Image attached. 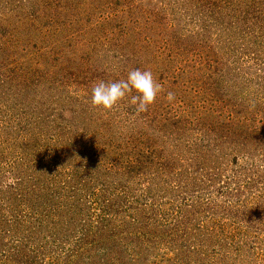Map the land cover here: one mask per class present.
Returning a JSON list of instances; mask_svg holds the SVG:
<instances>
[{
  "label": "rangeland",
  "instance_id": "obj_1",
  "mask_svg": "<svg viewBox=\"0 0 264 264\" xmlns=\"http://www.w3.org/2000/svg\"><path fill=\"white\" fill-rule=\"evenodd\" d=\"M216 3L0 0V183L22 176L0 190V223L71 188L43 227L20 214L2 228L0 264H264V0ZM135 68L163 86L148 111L89 106L96 82ZM77 138L101 160L80 188L52 177L85 167Z\"/></svg>",
  "mask_w": 264,
  "mask_h": 264
},
{
  "label": "trees",
  "instance_id": "obj_2",
  "mask_svg": "<svg viewBox=\"0 0 264 264\" xmlns=\"http://www.w3.org/2000/svg\"><path fill=\"white\" fill-rule=\"evenodd\" d=\"M216 1H214V0H202V1L201 0H197V2H198V5L197 6H198V8H202V9L204 8V11H203V14H204L208 10V8H210L211 6H214V7L216 6V4H217ZM234 7L236 9L238 8L237 5H235ZM26 145H28V144L23 143V147L21 149H20V146L19 145L16 146L20 150V153L22 155H25V156H26V151H25L26 149H28L29 151H32L33 150V147L32 146L27 147ZM89 147L90 146H89L88 143L86 145V142L84 140H82L80 138H77V142L74 145V148L77 150V152H76V154H74L73 162H75L77 159H80L81 160V163L78 164V165H85V167L84 166H81L80 169H79V168H76L74 166H70L68 164V167L69 168H72L73 167L71 169L73 171V173L70 174L69 176H66V177H63L62 175H60V173H56L57 175L54 174L55 176L54 175L52 176L54 178V180H57V182H59L60 185H64L65 183L66 184H70V185H76V184H79L80 185L81 184L80 183V180L82 178V173H84V169L86 168V165H87V168L89 167L87 170L92 172L93 178L97 177L94 173H98V171L100 169L98 167V165L101 164V160L98 159L97 153L95 151H93ZM11 154L14 155V157H12V158L9 157V158L12 160V162L15 161V163H16L17 158L15 157V154L13 152ZM12 162H11V164H12ZM15 163H13V164H15ZM57 163L59 165L58 168H60V170H61L62 169V167H61L62 166V159L59 160ZM93 165H95V166L93 167ZM11 166H13V165H11ZM49 167L55 168V165L52 164V162H50V166ZM11 170L12 171H10V173L8 174V176L14 177L17 182L15 183L14 186L13 185H9L5 189L3 187V184L6 181V179L3 178L5 180H3L4 182L0 183V190L1 191L7 192V191L11 190L12 188H17L18 186H20L21 178H22L21 174L17 171L16 166H14V169L11 168ZM109 174H111V173H109ZM84 186H85V184H84ZM80 187H81V185L79 186V188ZM63 189H66L67 191H64ZM55 191H56L55 189L54 190L53 189L50 190L49 188L46 190V192H44L43 190H41V194H42V192H43V194L41 195V198L39 200V202H40L39 203L40 204L39 207H37V205H35V203L32 204V202L30 203V201H28V203H29L28 206L29 207L27 208V210H24L22 212H19L18 213V218H16L15 209L19 205V202L13 203L14 206H11V207L8 206V209H10L9 210L10 211L9 212V215L11 216V221H7L6 222L4 220L2 223H0V232L2 231V228H4L7 223L13 225L12 226L13 229L16 228V226H14V225L17 223V221H16L17 219H19V220L21 219L20 214H23L25 217H27V216L31 217L32 216V217L38 218V220H37L38 224L37 225H39V224L42 225V222H44L46 219L50 218V216L52 215V213H54L55 211H62L63 210L62 212H65L64 209L66 207H63V205L61 203H59L60 201H58L56 198L59 195H62L63 193H64V195H66V194L68 195V193H70V191H71V188H70V190L68 188H66V187L61 188V190L57 194H55ZM76 191H78V190H74L73 192L74 193H77ZM73 192H71V193H73ZM230 193L231 192L227 193L226 195H230L231 196ZM20 195L22 196V194H20ZM25 196H26V194H25ZM19 198H21V197H19ZM16 203H17V205H16ZM28 203H26V204H28ZM0 204H1L0 207H5L4 205H2V203H0ZM109 206H110V204L107 206V209H104L102 211L103 214L106 215V214H110V212H113V210ZM18 207H20V205ZM198 207L201 208L200 206H198ZM75 208L77 209L78 215H80V217H81L82 216L81 210L79 209V207H75ZM110 209H111V211H110ZM32 211H33V213L31 215V212ZM106 212H108V213H106ZM34 214H36V215H34ZM2 216L3 215L1 214L0 218L4 219V217H2ZM237 216H239V215H235V217H237ZM89 218L91 219V217H87V220H90ZM95 219H96L95 220L96 223L99 226V228L97 226V228L100 230L99 232H102L101 231L102 229L106 228L108 225H111L110 224V222H111L110 220L105 221V219H103L102 217H96ZM139 222L140 221H138L136 219H131V226H130L131 227V230L132 231H135V232H133L135 235H140V237H136L134 239H139V238L142 239V238H144L145 232L144 233H141V231L139 230L140 227H137L136 228V225ZM113 224H114V222L112 221V225ZM41 227H43V225ZM107 232L109 234H111V233H113V229H109V230H107ZM94 238H96V237H93L92 238V241L100 242V241H98V240H96ZM13 250H14L13 252H15V253H11L10 256L12 258H15L16 259V256H19V251L17 249H13ZM37 250H40L39 247L37 248ZM40 252H41V250H40ZM58 252H60V251L58 250ZM20 255H23V254H20Z\"/></svg>",
  "mask_w": 264,
  "mask_h": 264
},
{
  "label": "clouds",
  "instance_id": "obj_3",
  "mask_svg": "<svg viewBox=\"0 0 264 264\" xmlns=\"http://www.w3.org/2000/svg\"><path fill=\"white\" fill-rule=\"evenodd\" d=\"M162 92L163 86L154 78L150 69L135 68L130 69L124 79L96 82L91 88L88 103L92 109L108 112L120 101L130 97L129 104L134 107L136 114H141L148 111ZM164 99L172 102L175 99V93L167 92ZM65 116L70 117L71 113L65 112ZM16 182L14 177L9 176L3 187L6 189L9 185L14 186Z\"/></svg>",
  "mask_w": 264,
  "mask_h": 264
}]
</instances>
